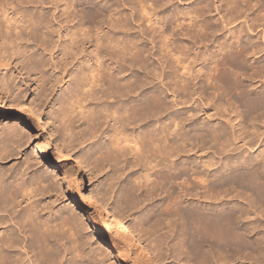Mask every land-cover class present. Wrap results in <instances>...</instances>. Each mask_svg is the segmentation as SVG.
I'll return each mask as SVG.
<instances>
[{
    "label": "bare ground",
    "instance_id": "obj_1",
    "mask_svg": "<svg viewBox=\"0 0 264 264\" xmlns=\"http://www.w3.org/2000/svg\"><path fill=\"white\" fill-rule=\"evenodd\" d=\"M14 61L40 95L62 91L55 121L72 149L54 137L37 150V175H12L23 134L4 129L0 264H106L79 233L104 244L103 228L125 240L113 264L159 262L141 260L150 249L133 252L140 239L97 200L110 205L106 191L126 171L114 207L141 190L156 199L136 230L155 236L158 260L176 239L187 264H264V0H0V84ZM78 147L96 180L114 166L105 193L81 189Z\"/></svg>",
    "mask_w": 264,
    "mask_h": 264
},
{
    "label": "rangeland",
    "instance_id": "obj_2",
    "mask_svg": "<svg viewBox=\"0 0 264 264\" xmlns=\"http://www.w3.org/2000/svg\"><path fill=\"white\" fill-rule=\"evenodd\" d=\"M177 1V0H175ZM258 37V36H257ZM259 39V38H258ZM185 40V38H184ZM199 44L202 45L201 42ZM149 48H151V44L148 45ZM38 48V47H37ZM202 50L205 49L204 47L201 48ZM39 51V50H38ZM157 55L154 56L152 59L154 62V65H157ZM14 64H16L17 69H11L6 73L4 71L2 73L3 80L0 84V89L2 83L4 81H8V85L6 87L7 89V95L4 96L3 98L0 99V132L3 131L4 129H8L9 126H17L18 129L22 130L23 134V145L21 147V153H19L16 157L13 159H9L7 161V166L14 167V170L11 172L12 175L18 174V175H23V177L29 179L35 175H37L39 171V167L37 165V150L41 145H44L45 142H52V139L54 137H61L65 139V144L67 145L68 149H72V145L69 144V139L66 134H64L63 127L60 125L59 121H55V107L59 106V101L61 100V97L63 95L62 91H58L57 93L52 92V85L48 84L45 86V91H43V94L40 95L41 88L36 89V82L34 81V78H30L28 71L24 68L26 66L25 63L23 62H17L14 61ZM18 69L22 70L23 76H20L18 73ZM135 70V68H134ZM136 71V70H135ZM52 73V72H51ZM57 77L56 72H53L51 74V78L55 79ZM23 78V79H22ZM20 95V96H19ZM19 96L20 99H15ZM175 106V105H174ZM183 108V109H182ZM174 111L178 112H185V105H180V106H175L172 108ZM181 109V110H180ZM204 117L203 115L201 116L200 120ZM36 124V126H35ZM25 125V126H24ZM26 127L31 128V130H28ZM6 132V133H5ZM2 134V135H1ZM7 134V131H3L0 133V136H5ZM31 134V136H30ZM82 147H78L77 149H74L73 151L70 152L71 154V161L73 162V168L76 170V176L80 181L81 189L85 194L90 193L92 191L95 193L99 188H101V191L104 192L107 188H109L108 184L110 183L111 178L113 176V168L114 166H107L105 168V172L102 173L99 177L98 180L95 177L94 173H91V166L88 165V163H83L81 159L77 156L82 154L81 151ZM215 150H209L205 155H211L215 156V162L221 163L224 158L225 154H221L214 152ZM197 155L202 154L203 152L200 150L194 151ZM194 152L188 153V156H195ZM202 152V153H201ZM213 154V155H212ZM223 158V159H222ZM222 159V160H221ZM221 161V162H220ZM38 167V169H36ZM128 171L125 172L123 176H121L120 180L115 179V186L113 189L109 188L107 189L106 193H109L111 197L109 196L110 199H112L109 203L110 205H105V200L100 199L97 197V200L99 203L103 205V207L108 208L110 212V218L113 219L116 215L121 217L123 219V222L125 225H128V228L132 229V234L134 235L135 238L140 239L139 245L135 246V250L133 252L138 253L139 250L144 249V248H149V252H143L140 255V259L143 261H151L156 263V264H187V261H185V254L181 255L180 250H178L177 245L172 247V241H175L176 239L171 240L165 245L168 246V249L163 251L164 256L162 260H158L155 256V252L153 249V246L150 245V240L155 237L154 235H151L150 238H147L145 236H140L138 233V230L136 228L138 227V221L149 211L152 210L153 206L156 204V199L152 197H148L145 195L144 191H138V202L137 203H128L124 204L127 207L122 210L119 214L118 209L114 207L116 204L117 200L119 201L120 199H123V196L121 197V192L124 188V185L126 186V182L128 181L127 178V173ZM111 173V175L109 174ZM114 177V176H113ZM119 180V181H118ZM106 188V189H105ZM111 192V193H110ZM105 193V192H104ZM120 198V199H119ZM41 203L44 204L46 203L49 198L46 196H41ZM62 200V199H61ZM60 200V201H61ZM66 200H62L59 202L58 206L62 205L65 203ZM80 206V205H79ZM82 207H85L83 204H81ZM80 207V210H77L78 212H82L84 209ZM45 216L48 215L47 213L44 214ZM140 222V221H139ZM167 225V224H166ZM165 225V226H166ZM175 228V226H172V228ZM173 228V230H174ZM168 230V226L165 228ZM173 230L170 231L169 233H173ZM81 235L84 237V251H86L88 254L94 253H101L104 256H107L108 261L106 264H113L114 257L113 255H118L120 250L119 247L121 248L122 242L125 240L120 239L114 235V231L107 230L106 228H103L102 234H100L101 239L105 242L104 244L102 242H99L93 238L91 239V243H88V240L90 237L92 238V235H89V237H85L84 233L79 232ZM128 234V233H127ZM66 241V240H65ZM151 241L152 244H154ZM93 242V243H92ZM117 242L119 246H116ZM138 242V241H137ZM69 244V242H66ZM175 243V242H173ZM170 244V245H169ZM96 247V248H95ZM177 247V248H176ZM171 248V250H170ZM174 248L175 250H173ZM177 249V250H176ZM133 257V254H131ZM163 255V254H162ZM123 257V259L127 260V263H131L133 259H130L125 257L124 255H120ZM66 264V263H65Z\"/></svg>",
    "mask_w": 264,
    "mask_h": 264
}]
</instances>
